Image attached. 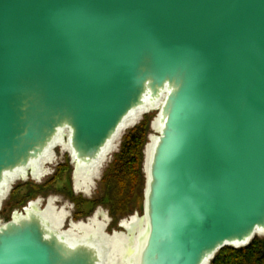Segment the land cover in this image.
<instances>
[{"label": "water", "instance_id": "95a60500", "mask_svg": "<svg viewBox=\"0 0 264 264\" xmlns=\"http://www.w3.org/2000/svg\"><path fill=\"white\" fill-rule=\"evenodd\" d=\"M165 92L137 264L249 245L264 235V0H0V187L63 130L92 166ZM38 210L0 226V264H102Z\"/></svg>", "mask_w": 264, "mask_h": 264}, {"label": "rangeland", "instance_id": "374dc122", "mask_svg": "<svg viewBox=\"0 0 264 264\" xmlns=\"http://www.w3.org/2000/svg\"><path fill=\"white\" fill-rule=\"evenodd\" d=\"M148 115L151 120L146 128L145 141L141 147L137 163L139 168H137L138 178L133 186L125 184L126 187L122 188L117 172L108 181H104V179L101 181L98 176L103 167L99 169V166H96L95 171H89V178L87 177L89 180L86 181V183H89L88 188L85 187L86 185L83 182L81 183L82 185L77 184V181H82V179L77 175V171L73 169L72 165L63 171L60 178L56 181L52 178V169L51 171L48 169V175H44V173L40 176L33 175L26 181H17L13 185L15 189L9 196L8 194L6 195L2 202L0 223L4 224L9 221L16 212L23 214L30 203L39 205L40 210L47 208L50 213L49 205L51 203L54 209L66 212V223L63 229L67 231L72 228L71 224L88 223L97 216L98 220L105 224L103 232L109 236L122 232L124 230L122 223L125 220H130L137 215L140 217L144 216L147 189V146L151 140V135L157 136L159 133L154 128V122L157 121L159 110L152 111ZM144 118L145 115L136 119L135 123L138 124L137 126L140 125ZM132 129V127L129 128L125 135ZM67 135L68 133L65 131V140L68 139ZM118 145L119 142L114 143V147L109 153L111 164L121 150L119 148L118 153L114 152L117 151ZM62 148L67 149L66 146ZM51 167L54 168L53 166ZM261 237H264V235Z\"/></svg>", "mask_w": 264, "mask_h": 264}, {"label": "bare ground", "instance_id": "6f19581e", "mask_svg": "<svg viewBox=\"0 0 264 264\" xmlns=\"http://www.w3.org/2000/svg\"><path fill=\"white\" fill-rule=\"evenodd\" d=\"M165 96H166V92L163 94L161 98L154 100V101H148L147 105L144 108L138 110L137 112L132 114L129 118H127L119 134L114 138L111 144H109V146L105 149L104 155L100 158V160L96 162L95 164H93L94 165L93 167L89 166L86 169H79L78 171L76 170L77 175L80 176L82 179V181L78 180L77 184H81L83 182L86 185V186L85 185L83 186L88 188L89 183L88 182L86 183V181L89 180L88 179L89 178L88 175H90L88 174L89 171L91 170L95 171V169L98 166L100 169V165H101L100 163L105 162L107 154L111 152L112 148L114 147L113 146L114 143H117L122 140L121 138L122 135H124L126 131L129 128H131L134 124H136L135 121L138 117H141L146 113L149 114L155 110H159L160 112V109L162 108V105L165 100ZM154 128L158 132H160L161 130V125H160V122L158 121V117H157V121L154 122ZM65 131H67L68 133L67 136H69L68 130L61 131V133L59 134V140L57 141V144H55V146L56 145L57 146L60 145L62 147L66 146L67 149L70 150L69 138L65 140V136H64ZM157 138H158V135L157 136L151 135V140L149 141L148 146H147L146 166L149 165V161L151 159ZM53 148L54 147H52L45 154V156L41 158L32 168H27L25 171H18L16 174H13L10 176L8 175L6 177L5 181L0 187V211H1L2 204H3L2 202L5 196L8 194V192L11 190L13 185L16 184L17 181H24V180H27L30 176H33V175L40 176L43 173L44 175H48L47 171H49L48 169H50L48 166L52 164V159H53L52 158L53 152H54ZM73 161H74V158H73ZM49 208L51 209V213L47 208H45L44 210H40L39 205L33 203L31 207H28L26 209V211H33V210L39 209L38 212L44 218L43 219L44 222L51 229L58 230L60 236L65 237L67 241H69L70 243L85 242V243L90 244L91 242L94 241L98 249H100L101 251V256L103 259L102 264H137L139 251L141 250V246L144 243L148 235V229H149L148 219L146 218L145 215L142 217L137 215V216H133L130 220H125L122 223V227L124 228V230L122 232H117L114 235L109 236L103 232L105 229V224L100 222L97 216L95 217L94 220H91L88 223L71 224V227H72L71 229H69L68 231L64 230L63 228L66 223V216H67L65 214L66 212L58 211L54 209L51 203L49 205ZM1 225H3V223H0V226Z\"/></svg>", "mask_w": 264, "mask_h": 264}, {"label": "trees", "instance_id": "16d2710c", "mask_svg": "<svg viewBox=\"0 0 264 264\" xmlns=\"http://www.w3.org/2000/svg\"><path fill=\"white\" fill-rule=\"evenodd\" d=\"M150 120V116L145 115L139 126L133 128L125 136L122 135L124 137L121 150L107 171L104 181H108L117 172L122 188L126 185H134L138 178L137 163L140 150L144 144L146 128ZM67 168L68 166L63 167L54 181L59 179ZM210 264H264V237H255L249 245L242 248L225 247L217 253Z\"/></svg>", "mask_w": 264, "mask_h": 264}]
</instances>
